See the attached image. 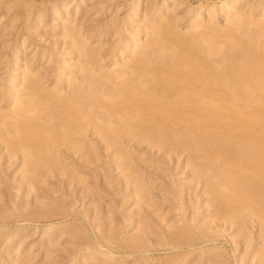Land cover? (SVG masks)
<instances>
[{"label": "bare ground", "instance_id": "1", "mask_svg": "<svg viewBox=\"0 0 264 264\" xmlns=\"http://www.w3.org/2000/svg\"><path fill=\"white\" fill-rule=\"evenodd\" d=\"M72 1L58 0L50 3L48 1L49 7L47 4L49 13L51 17L53 16L52 22L54 21L53 25H50V29L62 28L64 31L62 34L65 37L66 35L70 37L71 43H69L72 46L71 48L68 44L67 46L71 49L69 47L66 48L67 51L70 49L71 53L61 52L51 55V52H48V54L50 53L48 58L46 53L45 59L47 58L50 61L54 73L50 87H47V84H43L46 81H42L43 73L41 74V71L36 72L35 70V72H32V68H30L31 57L27 58L28 56L26 55V58L22 57V63L19 61L18 64L16 63L19 57L16 52L20 47L15 50L12 47L13 52L16 51V54L14 53L15 57L12 54L15 63L9 69L5 67L7 70L3 75H0V107H2V103L7 104L6 108L0 109V145L3 144V149L6 151L7 157H5L8 160L11 158L18 160V165L21 167V171L19 170L20 175L26 179L27 183L25 184H28V187H32L34 179L42 180L44 177L47 178V175L53 176L51 173L54 174V170H56V173L63 170L62 174H64V166L68 164L63 162V158L65 159V157L70 155L69 151L72 154L73 152H79L80 155H84L87 161L89 158H92L93 161V159L98 160L100 155H102L101 149L106 151L111 148L110 152L112 154H110L113 155L111 158L113 157L114 159L115 156L114 161L116 160V162L114 164L121 167L122 175L127 176L128 181L130 180L133 183L135 196H139V199H147L150 197H147L150 182L148 183L140 176L142 172L139 175L130 167L131 162L129 163V161L133 154L132 149V152H130V146L140 144V146L145 145L151 149L155 148L156 151L161 152H159L160 155H163L161 157L169 160L172 159L173 155H175L174 157H179L183 151H187L189 155L187 159L189 160L186 165H190L189 168L191 172L196 174V177L200 175L204 178V193H209V198L207 197L209 199L207 203L209 208L206 205L205 207L209 209L210 213L206 214L209 219L205 215L206 218L201 217L196 203H193L196 206H192V210L186 213L189 208L187 207L188 205L186 206L187 203H185L187 197H184L185 195L187 196L188 190L176 175L179 172V170H175L176 166L180 165L177 162V165L174 164L175 166H172L175 168L173 170H171L172 167L169 164L166 166L171 170V173L168 171L170 173L169 176H171L168 182L163 181V184L162 178H160L161 180L157 179L161 181L160 189L165 192L168 191L169 195L171 194L166 199H164L165 196L163 195L162 200L164 199L166 210L170 208L174 211L170 216L176 217V219L172 223L167 219L170 224L165 222V226L156 224V230L152 231V234L154 232L156 235L154 239L158 237L155 241H151V238L148 239L147 235V239H145L146 237L144 238L137 235V233L132 234L131 232L126 236H124L125 233H122L119 237L121 228L119 230L113 227L107 228L105 222L104 224L103 222H100L101 224L94 222L95 229L97 227L96 231H99V236L98 238L96 237L97 239L93 237L96 241H90L91 239H87V236L84 235L86 232L82 230V227L80 228L79 224L73 223L74 220H65L67 218L64 219L63 223L50 222L44 227L41 225L43 227L41 228V235L46 234L48 239H52L53 235H58L55 236L58 239L59 236H62L60 234L68 233L67 237L69 239L72 237L74 239L77 236L85 238L83 244H80L85 248V253L83 254V252H80L81 250L79 251L82 255H85L84 258L86 256L87 258H93L94 256L96 258L99 253L104 255L108 253L107 256L112 255L114 257L118 254L117 249L119 248L117 247L122 245V248L125 246L130 253L139 255L133 256V260H130L135 264H179V259L185 262L189 258L195 259L197 262L205 260L206 264H230L231 262H226L227 258L222 251L224 249L218 244L221 225L223 223L224 225L225 223L235 225L234 234L236 236H246L247 231L251 230L248 229L250 227L249 224L255 219L259 224V231L256 236L261 238L260 241H257L260 244V250L256 248L259 251L257 256L260 257L261 264H264V40H262L264 37L260 38L264 36V17H258L255 20L250 18L252 10L254 12L256 9L258 12L264 8V0L257 1L259 7L256 4L255 7L248 3L251 6L245 7L244 11L240 10V8L245 3L247 4V0H218L216 3L211 2L209 4L206 3V5L200 3L194 6L193 10L195 11L188 17L185 25L189 29L184 33L177 31L174 23L176 19L169 17L170 14H173L170 7L178 3V1L177 3L175 2L176 0H173L172 3H168V0L157 2L159 4L156 3L157 5L151 16L149 15L150 13L146 12L154 5L149 3V6L147 5L149 7L148 10L144 8L147 11L143 13V17L148 14L150 16L149 19H152L157 14L165 15L166 13L168 17L166 15V17L162 18L160 15L158 16L160 18L155 22L148 23V21L133 29L131 23L133 16L136 15L134 10L140 3L139 0H132L129 8L132 13L126 9L130 13L126 12L122 17L120 15L117 25L115 24L117 27H113L116 28L115 34H118L119 37L118 41L116 40V43L108 51L110 68L105 69L93 66L94 62L97 61L96 63H98V60L104 61L107 58V55H105L106 57L102 59V53L100 52V50L104 52V49H101L102 46L89 47L87 45L90 44L86 45L88 39L98 40L101 37L100 32L98 34L93 33L95 32L94 29H96L94 24V31L90 32L93 34L86 35L87 32H83L81 27H78L82 22H79L80 24L76 22L75 24L78 25H74L72 18L77 9L74 8V12L71 10ZM188 7L184 9L187 12L191 11ZM169 8L170 11L167 12ZM219 12L225 20V27L222 29L215 27L213 22H211L215 18V13ZM39 13L40 11L36 14L33 12V15H30L31 21L42 19ZM44 13L47 12L44 10ZM137 15L139 16L140 14ZM145 18L142 19L145 20ZM112 20L114 19L110 20L111 23ZM107 23L110 24V22L105 24ZM250 24L253 25L252 29L255 28L254 31L250 27V32L245 27ZM37 25L29 24L25 26L24 30L29 29L28 31H30L32 29L31 26ZM35 29L37 30V27ZM106 31L102 33L104 34ZM141 31L145 37L142 41H139V32ZM26 32L22 36L28 34ZM195 32H200L201 35L197 34V36ZM107 33L106 35L108 36ZM22 36L20 35V37ZM25 37L20 38L22 41L19 40V42H23L27 38ZM102 38L103 40L105 39L104 35ZM102 43L104 44V42ZM61 50L57 51L60 52ZM75 55L76 60H74ZM38 56H40L41 60V55L39 54ZM64 79L67 84L64 87H68L67 90L64 88L66 92L62 89V81ZM13 86H16V88L12 89ZM88 131H90L89 134L91 133L92 137L94 135L90 140L87 138ZM100 143L102 144L101 146ZM3 152L0 153V174L2 173L5 176L4 160H2L4 159L2 156ZM81 157L83 158V156ZM102 157L105 158L104 156ZM163 158H161V161ZM70 159L73 158L70 156ZM164 160L166 161V159ZM9 162L11 161L9 160ZM70 163L72 162L70 161ZM10 165L14 168L11 163ZM179 167L177 168L179 169ZM6 168L9 167L7 166ZM71 168H73L72 164ZM75 169H73L74 172ZM150 174H153V172ZM119 177V179H122L121 176ZM147 177L150 181L149 176ZM8 178L6 177V179ZM20 181H16V185H11L16 190V194L20 190L19 188L24 186V180L21 181L22 183ZM27 189L28 192L26 193H30L29 191L32 190L31 188V190ZM164 191L163 194L165 193ZM11 195L14 196V193ZM11 200V205L7 206V209L4 207L7 211H0V213H3L2 216L8 214L9 210L10 212H16L15 214L18 216H23L20 217L22 220H27L45 214L48 217V213L52 212L53 209L47 202V204L43 202L35 204L36 202L31 203L28 199L27 201ZM156 201L158 202V200ZM156 201L155 203H157ZM2 203L3 201L0 204ZM8 203L6 205H9ZM57 207H59V204ZM63 209L66 210L65 207ZM112 210L109 209V211ZM55 211L53 209L54 214L56 213ZM205 211L208 210L206 209ZM166 213L170 214L171 211H166ZM44 217L41 216L40 218ZM1 220L3 221V219ZM216 220H219V223L221 221L223 223L219 225ZM4 225L5 223L2 222L0 227ZM13 227L5 234L3 232L4 228H2V233L5 235V240L2 241V244L9 237L14 236L15 238L16 236V239H18L16 244L19 245L22 240L20 238H24L23 226H18L20 228L17 226ZM140 233H143V231ZM250 233L248 234L249 237L253 231ZM0 237L2 236L0 235ZM14 238L12 237V240H15ZM1 240H3V237ZM144 243L161 247L162 251L164 250L163 253H165L164 257L168 256V258L163 260L161 257L158 258L159 256L157 257L158 259L156 257L155 259L153 255H141L149 250V246ZM94 246L97 247L93 249ZM152 248L154 249V247ZM80 249L82 248L80 247ZM246 253L247 250L244 249L241 254L234 255V261L237 264H241L244 257L249 255ZM161 256L164 258L163 255ZM25 261V264H27V260Z\"/></svg>", "mask_w": 264, "mask_h": 264}, {"label": "rangeland", "instance_id": "2", "mask_svg": "<svg viewBox=\"0 0 264 264\" xmlns=\"http://www.w3.org/2000/svg\"><path fill=\"white\" fill-rule=\"evenodd\" d=\"M48 1L50 3V2H54V1H58V0H52V1L51 0H0V75H3L4 72L7 69H9L10 67H13L12 64L15 63V60L13 58L16 56L15 54L17 53V55H19V57L17 56L18 57L17 58V61H16L17 64H18V61L20 63H22L23 62V58H26L27 56H28L27 58H30L31 57L30 58V61H31L30 62V64H31L30 68H32L31 69L32 72H35V70H36V72L37 71L38 72L41 71V74L43 73L42 74L43 75L42 76L43 77L42 78V81L43 80H44L43 82L46 81L43 84H45V85L47 84L46 85L47 87H50V85L52 84L53 78H54L53 77L54 76V73H53L52 68H51L52 65L50 64V61H48V59H47L48 58V55L50 54V53L48 54V52H51V55L52 54H59L61 52H66V53H69L70 52L71 53L70 49L72 48V46L70 44L71 43L70 37L68 35H66V37H65V35L62 34V32L64 33V31H63L62 28L58 27V29H56V30H53L52 28L50 29V27H51L50 25L51 24L53 25V22L54 21L52 22L53 16L51 17V15L49 13V10H48V7H49ZM96 1H98V2H96ZM125 1H126V4H125ZM147 1L148 0H139V3L140 4L134 10L135 13H136V15L133 16V21L131 23V25L133 26V29H136V27L138 28L143 23H146L148 21H149L148 23H150V22H155L160 17L163 18V17H166V15L168 17V14L167 13L165 15L164 14H159V15L157 14V15H155V17H157V18H155L153 16L152 17L153 21H151L152 19H149L150 16H151V13L154 11L155 6L157 4H159L157 2L162 1V0H154V1L153 0H149L148 2ZM177 1H178V3H177ZM217 1L218 0H176L175 2L177 3V5H175V6L173 5V6L170 7L171 8V11H172L171 13H173V14L171 15L169 13L170 14L169 17H172L173 19H176V20H174V23H175V27H177V31L180 32V33H184L185 31H187V29H189L185 24L187 22L188 17L191 16V13H193L195 11V10H193L194 9V6H197L200 3L201 4H204V5H206V3L209 4L211 2L212 3H216ZM247 1H248L247 4L245 3L244 6H241L242 9L240 8V10H243V9L245 10L246 9L245 7L251 6V5L256 7V5L259 4L257 2L259 0H247ZM82 2H83V0L81 1V3ZM169 2L172 3L173 0H168V3ZM254 2H256V3H254ZM81 3H80V0H78V1L77 0H73L71 2L70 7L72 6V9L71 10H73V12L75 11V9H77V10L79 9L78 11L76 10L75 11V15H73V18H72L73 23H74V25L77 26L78 24H75L76 22L77 23L82 22L81 24L79 23L80 25H78V27H81V30L83 32H87L86 35H88V34L92 35L93 33L94 34H98L100 32L99 34L101 35V37H99V39H98L99 41L96 40V39L93 40V38H91V39H88L87 40L86 45L87 44H90V45H87L89 47H101L102 46L101 49H104V52H105V54H104V52H102V50H100V52L102 53V59H103V57L104 58L106 57L105 55H107V58H105L104 61L103 60H98V63H96L97 61L94 62L93 63V66L96 67V68H98V66H99L100 67L99 69H101V68H103V69L110 68V61H108V58L110 57V55L108 56V51L112 47V45L116 43V40L119 37L118 34H115V29L116 28H113V27H117L116 25H117V22L119 20V16L120 15L122 17L124 15V13H126V12L128 13L130 11L129 8H130V6L132 4V0H85L82 4ZM145 3H146V5H145ZM149 3H150V5H154L153 7L151 6L152 8H150L151 10L153 9L152 11L150 9H149V11H147L148 8H149L148 7L149 6ZM248 3H251V5H248ZM47 4H48V7H47ZM127 6H128V8H127ZM187 7L191 11H189V12L185 11L184 9H186ZM258 7H259V5H258ZM144 8L147 9V10H145ZM170 8H169V10H167V12L170 11ZM126 9L129 10V11H127ZM189 9H187V10H189ZM44 10L47 13H44ZM38 11H40L39 14H40V17L42 19H40L39 21L32 20V21H34L32 23V21H31V16L33 15L32 13L34 12V14H36V13H38ZM130 12L132 13V11H130ZM145 12L146 13H150L149 14L150 16H148V14H147L148 17L145 16L147 19L145 17H143L144 16L143 13H145ZM137 14H140V15L138 16ZM158 16H160V17H158ZM258 17H264V8H262V10L261 11H258V12L256 11V9L254 10V12H253V10L251 11L250 18L252 20H253V18H254V20L256 18L258 19ZM28 18H30V19H28ZM109 18L114 19V20H112V23L110 21L111 19H109ZM142 18H145V20L142 19ZM77 19H79L80 21L77 20ZM26 22H27V24L29 22V24H33V25L36 24L37 25L38 23H40L41 25L38 24L37 26H31L32 29L30 31H28L29 29L28 30L27 29L24 30L26 28L25 26H28L29 25V24L27 25ZM106 22H110V24L107 23L108 24V26H107V24H105ZM211 22H213V25L215 27L219 28V29H222V28L225 27L224 26L225 25V20L222 17V15H220V12L219 13H215V18ZM46 23H47V25H45ZM70 24H72V23H70ZM94 24L96 25V29H94L95 27L93 28V26H95ZM138 24H140V25H138ZM102 26H104V27H102ZM33 27H35V28L37 27V30L35 28H33ZM88 27H89L90 30L88 29ZM245 27L250 32H251V30L254 31V29H255V28L252 29V27H253L252 24L248 25L249 28L247 26H245ZM250 27H251V30H250ZM93 29L95 30V32L90 33L91 31H94ZM99 29H101V30L103 29V31H101ZM110 29H111V31H110ZM108 30H109V32H108ZM104 31H106V33L108 32L107 33L108 36L106 35V33H104V34L102 33ZM25 32L28 33V34L22 36V34H25ZM195 34L196 35L198 34L199 36L201 35L200 32H195ZM20 35L22 37H20ZM103 35H104V38H105L104 40L105 41L102 38ZM143 35L144 34H143L142 31L139 32V41H142L143 40V38L145 37V35L144 36ZM24 36H26L27 38L25 37L26 39H24V41H23L24 43L23 42L20 43L19 40L22 41V39H20V38H23ZM111 36H112V38H111ZM262 37H264V36H261L260 38H262ZM113 39H114L115 42L113 41ZM262 40H264V38H262ZM100 42L101 43L104 42V44L103 43L101 44ZM20 44H21V46H20ZM68 44L70 45L71 48L69 46H67ZM22 45H24V46L22 47ZM55 45H56V47H55ZM103 45H105V46H103ZM107 46L108 47L110 46V47L108 48ZM12 47H13L14 50L17 49V47H20V48H18L17 49L18 51L17 52L15 51L16 52L15 53V52H13ZM14 47H16V48H14ZM41 47H43L42 48L43 50L41 49ZM68 47L70 49H68V51H67L66 48H68ZM60 49H62L63 51L62 50L60 52L57 51V50H60ZM11 50H12V52H11ZM24 51H25V53H24ZM38 53L41 55V60H40V56H38L39 55ZM46 53H47V58H46L47 60L45 59ZM12 54H13L14 57H12ZM24 55H25V57H24ZM32 56H33V58H32ZM20 57H21V59H20ZM32 59H34L33 60L34 63H33ZM35 60H36V62H35ZM74 60H76V55L74 56ZM45 61H47V62H45ZM101 63H104L106 66L104 64H101ZM37 64H39V65H37ZM49 64H50V66H49ZM36 67H37V69H36ZM2 70H4V71H2ZM47 70L48 71L50 70V72H48ZM48 73H50V74H48ZM47 74H48V76L49 75L50 76L48 77ZM47 78H49V80H47ZM50 79H51V81H50ZM49 82H50V84H49ZM62 82H63L62 83L63 84L62 89H63V91L66 92V90L68 89V87H64V86L67 85L66 82H65V79ZM14 87L16 88V86H13L12 89H14ZM64 88L66 90H64ZM1 105H2V107H0V109L1 108L4 109V108L7 107V104H5V103H2ZM89 132L90 131L87 132V138H88V140H90V138H93L94 137V135L92 137V134L91 133L89 134ZM101 145L102 144L100 143V146ZM135 145H137V146H135ZM135 145L134 146H130V148H129V146H127V148L130 149V152H132V150H133L132 153L134 154L133 155L131 153L132 156H131V159H130L129 163L131 162V164H130L131 166L130 167H132V170L134 172L136 171L135 173H137V174L140 175V173L142 172L140 176L142 178H144L145 181H147L148 183L150 182L149 183V188H148V191H147V197L150 196V197L147 198L148 200L146 198H140L139 199V196H135L136 193L134 191V186L132 185L133 183L130 182V180L128 181L127 176H123L122 175L123 174L122 168L119 167V166H116L117 164H114L116 162V160L114 161L115 156H114V159H113V157L111 158V156H113V155H111L112 153L110 152V150H112L111 148L107 149L106 151L103 150V149H101L100 150V152L102 154V155H100L101 158L99 157L98 160L97 159H93V161H92V158H89L90 160L88 159V161H87V159L84 158V155L83 154L80 155L79 152H78L79 154L77 152L76 153L73 152V154H72L69 151V154L70 155L67 156V157H65L66 161L63 158V162L65 164H68V165H65L64 166V174H62L63 173V170L61 172H57L58 175L56 173V170L53 171V172H55L54 174H52L51 173L52 171H51L50 173L53 176L47 175L46 176L47 178H45V177H44L45 179L43 178L44 180L43 179L42 180L34 179L35 181H32V185L33 186L32 187H28L27 186L28 184H25V183H27L26 179L23 178L24 176L22 177V175H20L21 174L20 173L21 167L18 165V160L14 159V158L13 159L11 158V159H9L11 162H9V160L6 158L7 157L6 154H5L6 151L3 149L4 148L3 147V144L0 145V151H1L0 153H2L3 151H5V152H3V155H2L3 158H4L2 160H4V162L3 161L2 162H3V167L5 168V171H6L5 172L6 173L5 176L2 173L0 174V183H1V181H3V183L0 184L1 185L0 186V191L2 193V194L0 193L1 194L0 195V200H2L3 203L5 204V206H4L3 203H2L3 205L0 204V211H2V212L3 211H7L6 210L7 209V206H10L11 205V201H12L11 199L21 200V201L22 200L27 201V199H28V201H30L31 203H35L36 202L35 204H37V202L38 203H42L43 202L44 204L49 203L48 205L49 206H52L53 209H54V211L58 208L55 211L56 212L55 214H54L53 209H52V212H49L48 213V217H46L47 214L40 215L38 217L37 216L34 217V219H33V217L30 218V219H27L29 221L24 220V219L22 220V218H20V217H23V216H21V215L18 216L17 214H15L16 212H14V211H11L10 212L8 210L9 213L8 214H5L4 216H2L3 213L1 212L0 213V215H1L0 216V221H2L1 219H3L2 222L5 223V225H4L5 227L4 226L3 227H0L1 228L0 229V232H1L0 235L3 237V240H1L2 237H0V240H1V242H0V245H1L0 246V249L2 248L1 251H0L1 252L0 253V256H1L0 257L1 258L0 264H23V261H24V264H25L26 263L25 260H27V264H130V263L131 264H135L134 262L132 263V261H130V260H133V256H139V255L137 253H136V255L130 253V251L125 246H123V248H122V245L117 247L119 249H117L118 250L117 251L118 254H116L114 256L115 258L112 255L107 256L108 253L106 255L99 253L98 255H96V258H95V256L93 258L92 257H88L87 258V256L84 258L85 255H82V253H80V252H83V254H84L85 253V250H84L85 248H83V246L80 245V244H83V242L85 241V238L78 237L77 236V237H74V239H72L73 237L69 239V237H67L68 233H66V234H60L62 236H59L58 239H57V237H55V236H58V235H53L54 237H52V239L51 238L48 239L47 236H46V234H44L43 236L41 235V233H42L41 228H43L47 223H50V222H52V223H54V222H62L63 223L65 220H69V221L70 220H72V221L74 220L73 223L75 222V224H77V225L79 224L78 226L80 228L82 227V230L84 232H86L84 235L87 236L86 237L87 239L90 238L91 239V240L89 239L90 241H96L95 239L98 238V236H99V233L98 232L99 231H96L97 227L95 229V223L98 222L97 224H99L100 222L101 223L103 222V224H104V222H105V226L107 225L106 226L107 228H110V227L112 228L113 227V228H116L118 230H119V228H121L119 230L121 232V234L118 235L119 237L122 235V233L123 234L125 233L124 236H126L127 234H130V232H131L132 234L133 233H135V234L137 233V235L143 236L144 238L146 237L145 239H147V236H148V239L151 238L150 239L151 241L152 240L155 241L158 238V237H156V239H154L155 238L154 236H156V235L154 234V232L152 234V231L156 230L155 227L158 224H159V226L161 224H162L161 226H165L164 225L165 222H166V224H170V221L172 223L176 219V217L174 218L173 216H170V215H172L174 213V211L171 210L170 208H167V210L165 208L166 207L165 204H164L165 202H163V201H164V199L168 198L167 196L169 195L168 194L169 192L168 191L165 192L164 190H161L160 189L161 188V186H160L161 185L160 184L161 183V181H160L161 179L160 178H162V183L163 184H164L165 181L168 182L169 179H170V177H171V176H169L170 173H171V170L175 169L173 167L175 166L174 164H176L177 162L180 165H177L176 164L177 166H176V169L175 170L176 171L179 170V172L176 175H177V177H179L178 178L179 181L180 182L182 181L185 184L186 189L188 190L187 196L185 195V197H184V198L187 197L186 200H185V203H187L186 206L188 205L187 207L189 208V210L188 209L186 210V213L189 212V211H191L192 208H193L192 206H196L193 203H196L198 205L197 210L200 212L199 215L201 217H205L206 216L207 219H209L208 215H206V214H209L210 213L209 212V209H208L209 207H208V204H207L208 201H209V199H208L209 198V193H204V183H203L204 178H203V176L197 175V177H196V174L193 173V172H191V170L189 168L190 165H186V163L189 160V159H187V158H189V155L187 154L188 152L187 151H183L180 154L179 157L178 156L174 157L175 155H173L172 159L169 160L167 158L161 157L163 155L162 154L160 155L159 154L160 151L159 152L156 151L155 148L154 149H151V148L146 147L145 145H143V146L141 145L140 146V144H135ZM131 147H133V148H131ZM141 148H144L145 150L144 149H141ZM138 150H140L143 153H141ZM144 151H145V153H144ZM156 152H158V153H156ZM151 154H153V156H151ZM106 155H108V156H106ZM139 155H140V157H139ZM70 156L73 159H70ZM81 156H83V158ZM102 156H104L105 158H103ZM61 157H62V155H61ZM149 157H150V159L152 158L154 161L152 159H151L152 160L151 161L149 159ZM67 158L70 159V160H68ZM157 158H159L160 161ZM161 158H163L162 161H161ZM164 159H166V161ZM167 160H169V161L167 162ZM70 161L72 163H70ZM5 162H6V164H5ZM10 163L12 164V166H14V168L11 167ZM69 163H70V165H69ZM165 163H166V165H165ZM71 164H72V167L73 168H71ZM168 164L171 167L173 166L171 168V170L168 169V167H166V166H168ZM16 165L18 166V168H17ZM182 165H184V166H182ZM7 166L9 168H6ZM164 166L166 167V169H165ZM170 166H169V168H170ZM177 167H179V169ZM73 169H75V172H74ZM80 171H82V172H80ZM147 172H148V174H150V173L153 172V174H150L152 176L148 175ZM75 174H76V176H75ZM145 174H146V177H145ZM167 174H168V176H167ZM1 175H3L4 177L1 176ZM119 176H121L122 179H119L120 178ZM147 176H149L150 181H149V179H148ZM193 176L196 177V179H194ZM6 177H9L8 178L9 180L6 179ZM152 178H154L156 180H154ZM158 178L160 179L159 181L157 180ZM3 179H5V180H3ZM16 179H18V180H16ZM75 179H77V180H75ZM123 179L124 180L126 179V180L124 181ZM20 180L21 181L24 180V183H23L24 186L21 185L22 187L19 188L20 189L19 191L17 190L18 192L16 194V190L13 189L11 187V185H16L17 183H15V182L16 181L19 182ZM9 181L11 183H7ZM153 183H154V185H153ZM4 186H6V187L3 188ZM25 186H27V187L25 188ZM158 186H160V187H158ZM27 188H29V190L32 189L31 191H29L30 193H26V192H28L27 191L28 190ZM163 191L165 192L164 194H163ZM160 192H162V193H160ZM13 193H14V196L11 195ZM156 195H157V197H156ZM163 195L165 197L162 200ZM170 196H171V194L169 195V197ZM1 197H2V199H1ZM156 200H158V202ZM190 200L192 202H191V205L189 207ZM195 200H196V202H195ZM155 201L157 203H155ZM7 202H9L8 203L9 205H6ZM54 202H55V204H54ZM51 203H52V205H50ZM58 204H59V207H57ZM205 205L208 208H206ZM4 207L6 209H4ZM64 207L66 208L67 211L65 209H63ZM109 209H113V210L112 211H109ZM203 209H204V211H203ZM206 209L208 211H205ZM169 210L171 211V213L170 214L169 213H166V211L170 212ZM163 213H164V215H163ZM202 213H204V214H202ZM66 215H67V217H65ZM41 216L42 217L45 216V217L44 218H40ZM2 217H4V218H2ZM65 218H67V219H65ZM159 218H160V220H158ZM121 219H122V221H121ZM124 219H125V222H124ZM126 219H129V220H127L128 222L126 221ZM161 219H162V221H161ZM167 219L170 220V221H167ZM89 220L90 221L92 220V221L90 222ZM95 220H98V221H95ZM5 221H7V222H5ZM2 222H0V224ZM121 222L124 223V224H122ZM162 222H164V223H162ZM216 222L219 225L223 223L222 221L219 223V220H216ZM212 223H214V222H212ZM64 224H66V223H64ZM138 224H141V225H138ZM151 225H153V226H151ZM228 225L229 224H227V223H225V225L223 223L221 225L220 229L218 228L219 229V232H220V235L218 236V244H220V246L222 247V249H224L222 251L224 252V256L227 258L226 262L227 263H230L231 262L230 264H237L234 261V257L233 256L234 255H238L239 253L241 254L243 252V250L246 249L247 250V253L246 254H249V255H246L244 257V259L241 262V264H246V263L247 264H261V261L259 259L260 257L257 256V255H259L258 254L259 251H257V250H260V244L257 241H260L261 240L260 237L258 238L256 236V235H258V231H259L258 221L254 219V221H252V223L249 224L250 227H248V229H251V230H248L247 231L246 236H236L234 234L235 225H231L230 224L229 226H231V227H229ZM10 226L11 227L12 226H14V227H16V226L17 227L18 226H23V228L22 227L21 228L24 229L23 230L24 231L23 232L24 233V238H20V240L21 239L22 240L19 242V245L16 244V243H18V239H16L17 238L16 236H15V238H14V236H12L15 240H12V237H9V238H11L10 240H9V238L8 239L6 238L7 241L3 242V244H5V245L2 244V241L5 240V238H4L5 235H3V233H2V230H3L2 228H4V231L3 232L5 234V232H7L11 228ZM35 226H36V228H35ZM92 226H94V227H92ZM150 226L153 227V228H155V229L151 228ZM8 227H10V228H8ZM18 228H20V227H18ZM144 229H146V230H144ZM141 231H143L144 234L143 233H140ZM252 231H253V233H252ZM148 232H151V233H148ZM249 232L252 233V234L250 233L251 234L250 237L248 235ZM230 233L232 234V236H231ZM220 236H222V237H220ZM233 237H234V240L235 241L233 240ZM92 238H93V240H92ZM16 240H17V242H16ZM144 244L147 245V243H144ZM237 244H240V245L237 246ZM258 244H259V246H258ZM247 245H248V247H247ZM250 245H251V247H250ZM79 246L82 249H80ZM147 246H149L148 248H149V250L150 249L151 250L150 251L148 250L147 252H145L146 254L143 253L141 255H143V256L153 255L154 258L155 257L157 258L159 256L158 258L161 257V259H163V260H166L168 258V256H165L164 257V254L165 253H163L164 250L162 251L161 247H159L157 245H154V246L152 245L151 246V244H149V243H148ZM150 246H151V248H150ZM232 246H233V250H232ZM234 246H236V247L234 248ZM78 247H79V249H78ZM96 247L94 246L93 249L96 248ZM120 247H121V250L122 251L120 250ZM152 247H154V249ZM157 247H159V249H157ZM256 248H257V250H256ZM125 249H126L127 252L124 251ZM148 252H149V254H147ZM78 253H79V255H78ZM160 254L163 255L164 258H162V256ZM129 255H130V257H129ZM252 255H254V257H252ZM97 256H98V258H97ZM22 257H23V260H22ZM79 257H83V258H79ZM75 258H77L78 260L77 259L75 260ZM252 258H253V260H252ZM189 259L186 260L185 262H182L180 259L178 261H180L179 264H182V263L183 264H199V263L200 264H206V261L205 260H203V262L202 261L201 262H197L195 259H193L194 261L192 260V258H189Z\"/></svg>", "mask_w": 264, "mask_h": 264}]
</instances>
